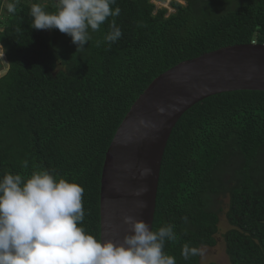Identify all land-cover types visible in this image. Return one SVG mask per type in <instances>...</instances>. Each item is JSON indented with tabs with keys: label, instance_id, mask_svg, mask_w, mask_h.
Returning <instances> with one entry per match:
<instances>
[{
	"label": "trees",
	"instance_id": "trees-1",
	"mask_svg": "<svg viewBox=\"0 0 264 264\" xmlns=\"http://www.w3.org/2000/svg\"><path fill=\"white\" fill-rule=\"evenodd\" d=\"M116 0L122 36L103 42L109 21L85 50L58 29L31 28L33 3L4 14L0 46V177L49 170L84 189L82 226L100 240L99 194L104 157L122 120L157 77L181 62L237 45H264V0ZM12 0H8V3ZM225 9L224 11H219ZM7 14V15H5ZM96 41H101L96 46ZM27 159V169L21 161ZM36 166L35 168L33 166ZM216 198H226L224 236L230 264H264V93L235 92L188 110L168 140L160 168L152 230L173 225L164 251L176 264L185 244L214 248ZM187 217V221H182Z\"/></svg>",
	"mask_w": 264,
	"mask_h": 264
},
{
	"label": "clouds",
	"instance_id": "clouds-1",
	"mask_svg": "<svg viewBox=\"0 0 264 264\" xmlns=\"http://www.w3.org/2000/svg\"><path fill=\"white\" fill-rule=\"evenodd\" d=\"M2 3L8 14H14L19 0ZM115 4L116 0H55L56 11L46 12L33 3L31 28L58 29L82 52L91 33L112 18L103 38L111 45L122 36L115 20L121 9H113ZM100 43L96 41V46ZM28 165L27 159L21 161L22 168ZM83 195L79 184L57 179L49 170L33 171L27 179L6 172L0 177V264H176L175 257L164 251L166 242L176 240L173 225L153 231L143 220L125 216L123 222L131 225L132 234L125 235L122 243L102 242L80 226L85 219ZM198 255H204L203 248L183 246L184 260Z\"/></svg>",
	"mask_w": 264,
	"mask_h": 264
},
{
	"label": "water",
	"instance_id": "water-1",
	"mask_svg": "<svg viewBox=\"0 0 264 264\" xmlns=\"http://www.w3.org/2000/svg\"><path fill=\"white\" fill-rule=\"evenodd\" d=\"M235 92L264 93V45L222 48L181 62L152 81L122 120L104 157L102 242L122 243L132 234L125 216L143 220L152 230L161 163L176 124L198 103Z\"/></svg>",
	"mask_w": 264,
	"mask_h": 264
},
{
	"label": "rangeland",
	"instance_id": "rangeland-1",
	"mask_svg": "<svg viewBox=\"0 0 264 264\" xmlns=\"http://www.w3.org/2000/svg\"><path fill=\"white\" fill-rule=\"evenodd\" d=\"M32 0H27V4H30ZM43 4H47L50 0H38ZM171 0H167L165 4L155 3L158 8L167 9L169 14L173 11L168 7V4ZM180 4L184 5L181 0H176ZM235 1V0H230ZM225 9H220L219 11H224ZM3 19V16L0 15V20ZM1 25L3 20L0 21ZM7 70V64L3 58V55L0 52V76L4 75ZM216 204V212L219 211L218 218L219 222L217 225L218 233L215 236L216 246L214 248H203L204 255L200 256V264H230L228 257L225 253V243L224 236L231 229L225 219V213L227 211V202L226 198H216L214 200Z\"/></svg>",
	"mask_w": 264,
	"mask_h": 264
},
{
	"label": "built area",
	"instance_id": "built-area-1",
	"mask_svg": "<svg viewBox=\"0 0 264 264\" xmlns=\"http://www.w3.org/2000/svg\"><path fill=\"white\" fill-rule=\"evenodd\" d=\"M3 2H5L6 0H2ZM172 1V0H171Z\"/></svg>",
	"mask_w": 264,
	"mask_h": 264
}]
</instances>
